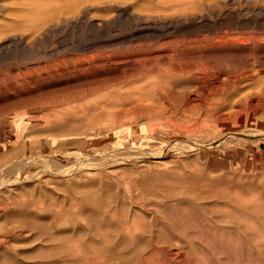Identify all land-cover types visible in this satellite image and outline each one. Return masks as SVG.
I'll list each match as a JSON object with an SVG mask.
<instances>
[{
    "label": "rangeland",
    "instance_id": "obj_1",
    "mask_svg": "<svg viewBox=\"0 0 264 264\" xmlns=\"http://www.w3.org/2000/svg\"><path fill=\"white\" fill-rule=\"evenodd\" d=\"M0 1V23L31 16L36 3L74 5L38 35L26 34L27 46L0 39V86L14 82L13 74L24 67L65 60L73 67L74 58L95 50L111 54L104 68L93 59L67 77L43 75L50 85L45 91L52 89L38 101L19 102L0 93L9 102L0 106V264H264V134L237 132L243 125L264 130V109L243 120L251 107H264L263 94L229 121L199 120L192 139L185 134L192 127L189 117L144 120L143 111L135 109L125 113L135 114V123L118 125L95 99L89 103L88 96L105 90L93 95L82 85L96 71L124 68L112 61L139 47L163 42L168 48L175 39L184 47L186 40L228 29L264 32V1L216 7L213 14L204 11L207 16L154 36L147 22L165 13L156 0ZM195 53L186 49L181 57ZM259 56L264 61L261 51ZM235 59L226 62L242 65L243 59ZM189 87L186 83L183 93ZM214 127L236 134L221 144L187 149ZM129 148L142 152L124 158ZM132 219L138 230L125 231Z\"/></svg>",
    "mask_w": 264,
    "mask_h": 264
},
{
    "label": "bare ground",
    "instance_id": "obj_2",
    "mask_svg": "<svg viewBox=\"0 0 264 264\" xmlns=\"http://www.w3.org/2000/svg\"><path fill=\"white\" fill-rule=\"evenodd\" d=\"M156 1L159 7H165V13L163 16L158 14L157 17L147 22V30L150 31L153 36L158 34L160 31L168 32L183 24H191L198 19V15L204 16L207 13L213 14L216 7L226 8L240 0ZM246 1L250 2L251 0ZM246 1L242 2L247 3ZM242 2L241 4H243ZM69 4L70 3L62 2H57L55 4L36 3L32 6L31 16L21 18L22 20L15 23H0V39L12 38V41L19 40L24 46H27L28 42L25 41L26 34L29 33L32 34V36L38 35L43 27L49 24L55 15L66 12V10L67 12L68 10H72L74 5L71 7V4L70 6ZM256 4L257 3L254 5ZM261 4L263 5L264 3L262 2ZM261 4H259V6ZM239 6L237 7V5H235V7L240 10ZM242 7L243 6H241V9ZM251 7L252 6H250V8ZM262 7H264V5ZM50 9L52 11L51 15H44V13ZM228 9L230 10L231 8ZM204 11L206 14H204ZM219 11H217V13ZM4 13L6 12L4 11ZM235 13L236 12L233 14ZM218 16H220V14ZM202 18L203 17H201V19ZM165 19L169 20L167 21ZM219 21L221 22L222 20ZM200 37L201 38H198L197 41L193 43L191 40L185 39L186 42L184 47H180L183 40L175 39V43L170 44L171 46L168 48H164L166 45L161 42L153 48L145 49L139 47L136 48L132 54H123L117 59H112L113 63L124 64V68L120 66L122 69L113 70L110 68L111 70L103 69V71L98 72L95 70L96 73L93 76L90 75V79L89 77H87L88 79L86 77V79H82V85L90 86V93L92 94L94 90H105L100 94L98 93L99 95L97 94V96L94 94V96H88L89 99L93 97L90 100L88 99L89 103H92L91 100L95 99V104L102 109V113L104 112L108 115L111 114L113 121L121 122L118 125L135 123V121H137L135 114L132 118L131 116L129 117L125 114L126 111H132L135 109L143 111L141 116L143 119L145 118L144 120L151 117H157L160 120H167V118L172 120L177 116L192 118L190 124L192 127L189 131L185 132L186 136L189 138H192V136L196 134L197 129L199 128V126L197 127V123L199 120L201 122L203 118L210 117L211 119V117H213L217 120L218 124L231 120V118L236 117L238 113L242 111L249 101L253 100L254 96L264 95V76L261 75V72L264 71V61H262L259 56L260 51L261 55H264L262 50L264 49V46H261L264 43V32H242L228 29L227 31L218 34L201 35ZM20 49L21 46L19 50ZM186 49L197 50V53L189 56L188 58H182L181 53ZM155 51H157V53ZM23 52H25V50ZM109 56H111V54L95 50L91 54L74 58L73 61L77 64L73 67H69V65L67 67L68 61L66 60L63 62L46 63L39 66H23L26 68L25 70H18L16 74H13V77L16 79L14 82L9 85L0 86V93H10L11 98L19 102L38 101L44 93H51L52 89L51 88L50 91L47 92L45 91V89L50 87V85H47L42 81L41 77H44L43 75L46 77L48 74H53L57 77H55L56 79L62 78V76L67 77L69 76L71 70L74 72L79 69L84 70L87 64L91 63L93 59H96L99 65L103 66L108 64L109 60L106 59L107 61H105L104 58ZM131 56H133V60L129 63H132L133 65L128 66L127 63ZM234 57H236L235 60L239 62L243 59L240 62L242 65H230L226 62ZM4 80L3 82H5ZM47 80L49 81L50 79ZM186 83H189L190 87L185 94L183 93V90ZM79 84L81 83L79 82ZM56 86L55 87L58 90L59 85ZM54 91L55 90H52V92ZM240 92L242 95H239L241 94ZM181 95L184 97L187 96L184 101L182 100L184 105L181 102H177L180 100ZM3 99L4 98L2 97L0 98V106H4L5 104L9 105V102ZM13 100H11V102L14 103ZM85 103L86 101L84 102L82 100L81 104H83V106H85ZM78 104L80 105V103ZM78 104L76 103L77 107L75 106L77 109L79 108ZM71 106L72 105H70V107ZM92 108L97 110L96 106H93ZM192 108H196L195 111L193 110L194 113L191 111ZM263 109L264 107L262 105H255L251 107V111L243 120L247 123L248 118H255ZM64 110L65 107L63 108V111ZM63 111L62 113H65V111ZM69 112L70 111H67L66 109V113L70 114ZM103 115L104 114L100 116ZM263 131L264 130H259L249 126L245 127L243 125V127L238 129L237 132L241 133L245 137H254L263 136ZM235 134L236 131L227 132L218 131L215 127L208 128L200 133L201 138L197 139L200 144L196 145L194 142L188 141L191 144L187 145V149L207 148L214 144H221L224 141L226 142L227 139L231 138ZM204 136H210V138L203 139L202 137ZM138 152L141 153L142 151H135L129 148V150L126 151L128 156L124 158L137 155ZM158 162L160 163L162 161L159 160ZM129 225L130 226L125 227V231L133 232L139 228L134 219H132V223ZM152 255L153 253L150 254V256ZM177 258L178 257L176 255V260Z\"/></svg>",
    "mask_w": 264,
    "mask_h": 264
}]
</instances>
